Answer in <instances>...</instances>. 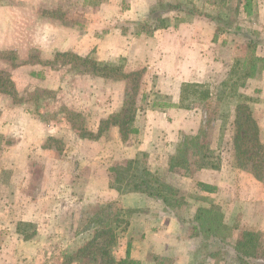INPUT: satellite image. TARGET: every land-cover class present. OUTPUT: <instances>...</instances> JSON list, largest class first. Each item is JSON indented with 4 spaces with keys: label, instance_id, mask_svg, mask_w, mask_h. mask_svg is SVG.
Masks as SVG:
<instances>
[{
    "label": "rangeland",
    "instance_id": "1",
    "mask_svg": "<svg viewBox=\"0 0 264 264\" xmlns=\"http://www.w3.org/2000/svg\"><path fill=\"white\" fill-rule=\"evenodd\" d=\"M253 2V12L246 15L241 7L236 12L237 0H0V121L3 108L5 112L10 109L12 123L19 120V114L22 116L9 136L0 132V264H47L50 260L42 254L48 252L62 256L58 264H106L99 250L105 236L88 249L80 248L98 226L91 221L92 215L98 219V210L106 204L110 207L105 215H112L122 205L114 195H77L87 185L85 176L80 175L84 164L70 159L72 148L66 146L69 135L62 131L63 136L57 137L51 123L68 119L76 138L93 139L95 134L88 130L96 123L93 114L103 112L107 115L100 124L102 131L117 125L124 140L136 141L138 137L128 130L136 127L137 114L151 105L168 103L162 92L174 90L179 79H191L198 66L204 70V81L180 85L178 105L186 110L188 124L185 131L179 130L181 139L174 146L171 164L185 139L181 165L157 175L147 169L143 156L133 159L137 164L132 165L126 164L127 159L118 160L110 167L109 182L116 190L121 189L117 191L128 192L133 177L139 180L145 167L151 184L173 185L183 195L179 204L172 201L170 212L185 220L183 234L196 240V262L211 257L214 264H242L233 250L236 240L197 235L192 217L198 195L190 182H194L197 170L218 168L222 162H233L247 172L236 165L234 146L236 142L244 145L245 161L246 156L258 151L251 140L253 132H247L253 126L247 115L254 120L257 137L264 143V132L260 133L264 105L259 108L255 99L264 92V68L257 69L259 75L255 76L256 71L247 77L248 68L243 64L249 60L251 49L264 55V11L260 12L264 0ZM102 7L107 15L102 14ZM193 19H198L195 24ZM185 21L188 24L181 28ZM109 28L118 29L124 42L112 38L108 46L122 45L127 54L114 62H102L96 59L104 56L103 51L96 52L97 45ZM67 43L89 52L84 56L68 47L58 49ZM242 105L245 108L238 110ZM114 108L116 112L108 113ZM262 160V155L256 158L261 168ZM113 166L119 170L116 174ZM259 169L256 167L264 175ZM183 176L191 179L184 189L176 180ZM65 190H75L78 198H70ZM8 210L10 225L2 222ZM134 212L127 217L128 225ZM121 215L118 218H123ZM34 217L43 224L37 226ZM123 224L117 223L116 244L108 248L112 257L122 248L126 253L128 225L122 229ZM245 228L251 227L240 228L237 238ZM253 230L258 233L257 244L247 262L264 264V232ZM36 234L46 239L38 244L42 246L36 251L40 257H22L35 247L28 248V243L21 241Z\"/></svg>",
    "mask_w": 264,
    "mask_h": 264
},
{
    "label": "crops",
    "instance_id": "2",
    "mask_svg": "<svg viewBox=\"0 0 264 264\" xmlns=\"http://www.w3.org/2000/svg\"><path fill=\"white\" fill-rule=\"evenodd\" d=\"M100 9L102 14L107 15L103 7ZM261 11H264V7ZM240 15L241 17L246 16L243 11H241ZM136 18H140L137 13ZM196 20L198 19H193L192 23L195 24ZM187 24L188 21H185L182 23L181 28L186 27ZM112 38L118 39L120 44L124 42L122 33L118 29H106L104 38L99 41V46L97 45L99 49L96 52L103 51L104 53L103 57H96L99 61L114 62L119 56L127 54L122 49V45L118 47L108 46L109 39ZM62 47L71 48L79 55L84 56L89 52V49L81 51V46L74 48L69 43L61 45L58 49L62 50ZM257 55L264 56L259 53ZM196 64L197 62L195 61L194 66ZM260 72L257 71L255 76L259 75ZM204 75L202 66H198L191 79H179L174 86V90L162 92L166 96L168 103H163V105L154 104L155 106L151 105L143 110L140 116H138L140 114L138 113L136 117L139 121L135 127L137 132L133 135L138 137L136 141L129 142L128 139L124 140L119 133L117 125H109L102 131L100 124L106 119L107 115V113L103 112H95L93 114L96 123L94 128H88L90 132L95 134L93 139L87 137L76 138L74 127L68 119L62 118L65 121L60 123L54 121L51 123L54 130L57 131L55 132L57 137L63 136L62 131L69 135L66 146L72 148L70 159L73 162L78 161L84 164L82 166L83 172L80 175L82 177L85 176L87 185L81 190V194L78 191L77 195L86 197L93 194L94 198L102 194L114 195V198L119 200L123 208L138 210L129 217L126 235L129 237V260L131 262L124 264H214V260L211 257H207L203 262H196V253L194 251L196 240L183 234L186 225L185 220L176 217L170 211H166L164 203L159 198L148 196L140 191L119 192L109 182L110 167L118 160L136 159L143 156L144 163L152 174L160 175L168 170L171 165L174 146L181 139V136L178 135L179 130L185 131L188 124L186 119H184L186 110L178 105L181 99L180 85L186 81L202 82L205 79ZM173 77L170 76V78ZM247 81L249 82V79ZM263 97V91L255 96V99H257L256 104L259 108L264 105ZM165 105L168 106L166 107ZM3 110L4 117L0 121V132L9 136L12 128L22 116L19 114V120L16 119L12 123L10 109H7L6 112L4 108ZM112 111L116 112L117 110L114 108L108 113ZM40 113H42V110H40ZM181 117H183V120L180 119ZM261 132H264L263 126H260ZM107 133H110V136L105 137ZM250 175L248 171L237 168L233 162L228 164L222 162L218 168L207 167L197 170L194 174V182H190V188L192 187L196 195H198L195 200V206L208 207L210 202L213 201L221 207L225 224L233 228L230 236L227 237L231 242L237 241L238 231L242 227L256 228L257 231L264 232V183ZM189 179L183 176L176 180L180 182L178 184L179 187L184 189L188 188L186 185ZM93 182H96L95 186H93ZM196 182L212 185L216 189L214 192L203 191L197 187ZM94 189H96L95 193ZM66 190L64 193L70 198H78L75 195V190ZM56 196H59L58 192ZM85 199L93 201L88 197ZM34 218L37 226L43 224L40 218ZM4 221H7L10 225L11 216L9 215V210L2 222ZM45 241L43 234H36L30 240H22V243H28V248H30V245L35 247L32 252H26L22 257L30 259L40 257L36 251L41 249L42 246L39 247L38 244H44ZM33 253L35 254L33 255ZM42 256L50 260L47 264H58L57 260L62 258L60 254H52V252L42 254ZM113 257L116 261L124 259L126 257L125 249L123 250L122 248Z\"/></svg>",
    "mask_w": 264,
    "mask_h": 264
},
{
    "label": "trees",
    "instance_id": "3",
    "mask_svg": "<svg viewBox=\"0 0 264 264\" xmlns=\"http://www.w3.org/2000/svg\"><path fill=\"white\" fill-rule=\"evenodd\" d=\"M237 2L238 3H237L236 12L238 11L239 7H241L243 11L246 13V15H251V13L253 12V6H254L253 0H237ZM217 34L218 32L214 34V38H216ZM251 42L254 43L253 41H249L247 43L250 44ZM249 54H250L249 60L246 59L243 61V64L247 66L248 68L247 72L244 75L247 77L248 76L252 77L259 67L264 68V56H258L257 54H255L254 49H251ZM92 63H94L95 65H99L95 61H92ZM106 66L107 65L105 63L103 67H106ZM191 84L196 85V83H191ZM237 108L239 110L240 108H245V106L242 105V106H238ZM246 120L251 122L253 125L251 128L247 129V132L249 135H251L250 131L253 132V136L251 140L254 143V145L258 148V151L254 152V155L252 156H246V161H245L242 157V153H243L242 147L244 145H241L237 142L234 143L235 150H236V161H237L236 165L240 168L247 170L249 173H252L254 178L264 183V175L260 174L256 170V167H258L260 168L259 171H262V172L264 171L263 162H262L263 168H261V164H256L257 157H259L260 155L264 157V143L260 142L257 137V127H256L254 120H252L249 117V115L246 116ZM236 121L238 123L240 122L239 119H237ZM124 122H127V121H124ZM122 123L123 122L120 123V126ZM129 132L136 133L137 130L135 128H132L128 130V133ZM126 134L127 132H125L124 136H127ZM236 139H237V136H236ZM186 146H187V143L185 142V139H184L182 140V143H180L176 149V152L174 155V161L171 164L170 168L174 169L181 165V163L183 162L181 161L182 153L185 151V148H187ZM259 150H261L260 155L257 154L259 153ZM251 160L252 162L249 165V161ZM126 164L127 165L137 164V160H133V159L127 160ZM116 169H117V166L112 167V171L114 172V174H116V171H119ZM142 174H143L142 176H139V180L138 178H136V176L133 177V182H131L130 188L127 189L128 191H140V192L147 194L148 196L159 198L164 203V206H165L164 208L166 211H172L171 209V206L173 205L172 201L178 202L179 204L180 203L179 200L184 199L183 195H180V190L174 187L173 185L166 184L164 182L157 183V185L151 184L150 182L152 178L151 174L148 170H146L145 167H142ZM114 179L115 181H118V182L120 180L118 179L117 175H115ZM196 185L199 189L203 191H207V192H214L216 189L214 186L203 183V182H196ZM117 190H121V189L118 187ZM174 197H177V199H174ZM109 207H110V204H106L100 210H98V212H100L98 219L96 218L97 217L96 214L92 215V217L90 218L91 221L94 224H98V226L96 225L95 228L93 229L92 238L86 241L85 244L80 249H88L90 248V246L96 245L98 243L97 239L101 236H105V239L100 242L101 246L99 248L103 261L106 264L130 263L131 261L129 260V257H128L129 244L127 245L126 258L119 260V261H116L112 256H110L108 252V248L116 244L117 233L115 229L117 228V223L123 221L124 224L122 225V229L126 228L128 225L127 217L135 210L123 209L122 207L117 206L114 214L105 215V210ZM120 215L123 218H118ZM192 221L196 223L195 228L197 230L196 232L197 235L199 234L211 235L214 237H218L219 239H221V241H224L225 238L229 237L233 229L231 226H228L225 224L224 215L220 207L213 202H210V205L208 207L195 206ZM257 234L258 233L251 228H245L239 234V237L233 246V250H235L236 256L242 264H248L247 259L250 256H253L254 247L257 244L256 243Z\"/></svg>",
    "mask_w": 264,
    "mask_h": 264
}]
</instances>
